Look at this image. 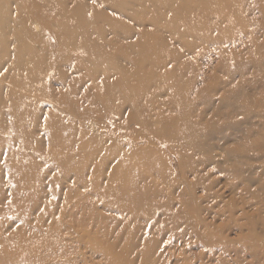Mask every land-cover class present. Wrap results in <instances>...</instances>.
<instances>
[{"label":"rangeland","instance_id":"374dc122","mask_svg":"<svg viewBox=\"0 0 264 264\" xmlns=\"http://www.w3.org/2000/svg\"><path fill=\"white\" fill-rule=\"evenodd\" d=\"M30 1L66 46L0 59V264H264V0Z\"/></svg>","mask_w":264,"mask_h":264},{"label":"bare ground","instance_id":"6f19581e","mask_svg":"<svg viewBox=\"0 0 264 264\" xmlns=\"http://www.w3.org/2000/svg\"><path fill=\"white\" fill-rule=\"evenodd\" d=\"M30 3V0H0V59H8V57L12 58L14 56H18L19 54L22 56V66L15 63L13 65V71H20V73L23 74L27 72V76H23L25 78L33 77L32 79H34L35 74H37L39 71V65L36 67L34 62L37 63L36 61L38 59H42V57H44L40 52L47 54L48 56H53V52H55V55L57 54V56H60L63 54L64 46H66V44H60V47L56 48L55 50L52 49L48 44L41 41V35L36 32V30L39 31L40 29L39 20L33 15V10L28 8V11L24 6L27 5L30 7ZM44 3H46V7L50 9L48 14L51 15L52 13L50 12L55 11V8L51 2L44 1L43 4ZM15 7L21 8V11L17 10V13L14 15L13 9ZM69 29L70 27L62 30V32L65 33L58 37L60 42H65L67 44L70 43L67 41L70 38L72 40L71 31H69ZM39 62L41 63L42 60H39ZM29 71L31 74H29ZM22 239L25 240V238Z\"/></svg>","mask_w":264,"mask_h":264}]
</instances>
